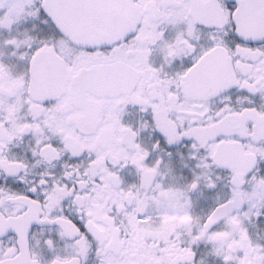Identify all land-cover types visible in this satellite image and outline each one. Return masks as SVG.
Instances as JSON below:
<instances>
[{
  "label": "snow or ice",
  "instance_id": "6c2138e0",
  "mask_svg": "<svg viewBox=\"0 0 264 264\" xmlns=\"http://www.w3.org/2000/svg\"><path fill=\"white\" fill-rule=\"evenodd\" d=\"M0 264H264V0H0Z\"/></svg>",
  "mask_w": 264,
  "mask_h": 264
}]
</instances>
